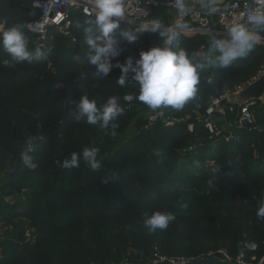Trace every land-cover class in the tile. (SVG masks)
Segmentation results:
<instances>
[{
  "label": "trees",
  "instance_id": "1",
  "mask_svg": "<svg viewBox=\"0 0 264 264\" xmlns=\"http://www.w3.org/2000/svg\"><path fill=\"white\" fill-rule=\"evenodd\" d=\"M39 14L32 0H0V31L22 23L30 50L42 52L32 63L8 67L4 61L11 57L0 47V264L146 262L156 250L186 261L224 259L220 250H225L233 261L243 254L245 262H259L264 256V219L256 216L264 201V129L259 128L264 127V101H256L253 129L238 127V114L229 112L230 105L219 135L210 134L197 115L205 113L212 97L252 81L264 63V44L257 42L227 68L206 69L196 98L181 109L165 108L173 125L159 120L145 128V114L153 110L136 99L139 86L131 77L121 87L115 83L121 75L118 67L104 79L93 75L95 66L89 64L77 23L94 14L72 10L76 41L51 28L38 45L27 23ZM172 17L170 8L159 5L151 21L166 28ZM243 26L264 38V24ZM121 27L139 26L123 21ZM209 34L177 32L172 46L205 52ZM116 36L124 49L117 58L121 63L151 45L163 46L159 32L150 28L131 44L119 29ZM83 94L98 106L119 97L124 111L114 137L111 128L105 131L76 119L74 102ZM126 94L134 97L131 102L123 99ZM65 111L69 118L63 121ZM55 125L54 137L32 143ZM29 144L35 170L21 158ZM86 147L99 150V169L93 170L82 156L78 167H63L73 152ZM154 211L175 219L167 229L150 232L143 219Z\"/></svg>",
  "mask_w": 264,
  "mask_h": 264
},
{
  "label": "clouds",
  "instance_id": "2",
  "mask_svg": "<svg viewBox=\"0 0 264 264\" xmlns=\"http://www.w3.org/2000/svg\"><path fill=\"white\" fill-rule=\"evenodd\" d=\"M217 3L218 0H200L199 7L211 15L220 11ZM171 6L177 8L181 16L193 11L191 7L177 0H171ZM93 10L94 18L84 19L82 24L77 23L78 28H83L84 42L89 49V64L95 66L93 75L97 79H104L113 67H118L121 75L115 83L123 87L131 77L139 86L136 99L152 110L169 106L175 109L183 108L187 102L197 97L201 74L206 69L213 66L229 67L234 61L245 57L260 40L257 34L245 26L234 25L228 30L227 39H219L209 34L210 51L188 53L182 48L172 46L177 41V32L172 27L164 28L157 22L151 26L122 28L126 12L124 0H93ZM149 27L152 32H159L163 38V46L141 50L138 57L128 56L121 63L117 58L124 49L120 46L116 31L119 29L120 36L131 44L137 41L140 34L147 33ZM24 29L25 25L20 23L0 31V47L11 57L10 61H4L5 66L12 67L13 62L32 63L41 58L42 52L39 49L30 50ZM133 98L130 94L123 97L127 102H131ZM73 110L77 120L84 119L88 124L98 125L105 131L111 128L110 135L113 137L118 127L117 118L124 111L119 97L111 96L98 106L87 94L81 95L74 102ZM33 150L32 144H29L21 152L24 166L30 170L38 167L31 155ZM98 151L86 147L82 153L73 152L69 159L63 161V167H78L82 156L93 170L99 169L101 164L97 159ZM256 216L264 219V201L259 203ZM174 219L171 213L154 211L151 215L145 214L143 225L150 232H155L157 229H167Z\"/></svg>",
  "mask_w": 264,
  "mask_h": 264
},
{
  "label": "built area",
  "instance_id": "3",
  "mask_svg": "<svg viewBox=\"0 0 264 264\" xmlns=\"http://www.w3.org/2000/svg\"><path fill=\"white\" fill-rule=\"evenodd\" d=\"M193 9L187 15L181 16L177 8L171 6V0H124L125 21L132 25L141 26L154 24L151 16L155 7L163 5L173 12L171 25L176 32L190 33L191 30H199L200 33H216L228 35V30L234 25H261L264 24V0H225L217 3L219 12L207 14L200 7V0H177ZM32 6L40 11L37 18L27 23V29L37 37L38 45L48 34L51 28L58 29L62 34L68 36L73 41L77 39L71 36V26L73 24L71 14L72 10L78 8L86 15H93V0H32ZM150 28V27H149ZM196 33V32H195ZM151 47H157L151 45ZM149 48V49H150ZM264 73V63L261 64L257 75L252 79L260 77ZM251 82V81H250ZM249 82V83H250ZM247 84L237 86L223 92L220 97H212L211 102L206 108L204 114L199 119L205 128L212 135H219L223 129L219 122L215 120V115L219 114L224 117L227 114L225 108L221 107L223 99L228 98L233 92L243 88ZM256 101L243 104L240 107L236 105L229 106V112H237L238 127H248L253 129L257 127L255 115ZM145 128L153 127L159 120L164 121L167 125H173L174 119L165 114V108L148 111L145 114ZM231 125V123H230ZM190 131L194 130V124L189 123ZM233 137V134L227 136V139ZM225 259L232 260L225 250H220ZM244 255L240 254L236 260L237 264H264V256L257 263H248L244 261ZM233 261V260H232ZM186 260L171 259L161 254L157 250L153 253L152 258L146 262H133L125 259L121 262H112L104 264H185Z\"/></svg>",
  "mask_w": 264,
  "mask_h": 264
},
{
  "label": "water",
  "instance_id": "4",
  "mask_svg": "<svg viewBox=\"0 0 264 264\" xmlns=\"http://www.w3.org/2000/svg\"><path fill=\"white\" fill-rule=\"evenodd\" d=\"M204 51L205 52L210 51L209 47L205 48ZM259 100L264 101V73L260 77L252 80L243 88L230 94L228 98L223 99L221 102V107L225 108L228 105H237L238 107H240L245 103L251 101H259ZM68 118H69V114L67 111H65L63 121H66ZM215 120L219 123H223L224 117L222 115L216 114ZM164 121H166V119H164ZM58 126L59 125H55L49 128L48 130H42L41 136L34 138L32 140V143L38 144L41 142V139L47 136L54 137L56 135ZM259 128L264 129L263 126H259ZM185 264H237V263L232 260L220 258L219 256H209L196 260H189L186 261Z\"/></svg>",
  "mask_w": 264,
  "mask_h": 264
},
{
  "label": "crops",
  "instance_id": "5",
  "mask_svg": "<svg viewBox=\"0 0 264 264\" xmlns=\"http://www.w3.org/2000/svg\"><path fill=\"white\" fill-rule=\"evenodd\" d=\"M225 0H218V3H221ZM252 32H254L255 34H257L259 37H260V40L258 41L259 43H263L264 44V38L261 37L256 31L254 30H251ZM195 32H199V30H196V29H193L190 31V33H195ZM201 114H198L197 117L199 118Z\"/></svg>",
  "mask_w": 264,
  "mask_h": 264
},
{
  "label": "rangeland",
  "instance_id": "6",
  "mask_svg": "<svg viewBox=\"0 0 264 264\" xmlns=\"http://www.w3.org/2000/svg\"><path fill=\"white\" fill-rule=\"evenodd\" d=\"M237 132H239V130L237 129V130H235V133H237Z\"/></svg>",
  "mask_w": 264,
  "mask_h": 264
}]
</instances>
